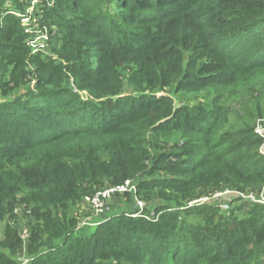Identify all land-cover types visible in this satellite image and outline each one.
Wrapping results in <instances>:
<instances>
[{
	"label": "trees",
	"instance_id": "obj_1",
	"mask_svg": "<svg viewBox=\"0 0 264 264\" xmlns=\"http://www.w3.org/2000/svg\"><path fill=\"white\" fill-rule=\"evenodd\" d=\"M38 2L0 0V264H264V203L187 205L264 194V0ZM127 182L153 210L77 230Z\"/></svg>",
	"mask_w": 264,
	"mask_h": 264
},
{
	"label": "rangeland",
	"instance_id": "obj_2",
	"mask_svg": "<svg viewBox=\"0 0 264 264\" xmlns=\"http://www.w3.org/2000/svg\"><path fill=\"white\" fill-rule=\"evenodd\" d=\"M38 1L40 0H30L31 8L28 9L29 14L34 15L35 10L33 9L34 7H36V5H38L39 3ZM29 19L30 18L25 17V20H24L25 23H28ZM33 49H36L35 51L39 50L45 55L51 54L50 49H49L48 34L45 30L44 32H42L41 30H38L37 35L33 40ZM51 55L55 56L53 54ZM175 97L177 98V101L179 103L196 104L199 101L204 100L205 93L204 92L200 94L188 93V95L181 93L179 95H175ZM231 101H235L236 105H239V104L245 105L246 103V99H244L240 93H237L236 96H234L231 99ZM263 121H264V118H263ZM175 139L176 138H173V141ZM256 193L257 192H255V194ZM127 194H129V196H127ZM131 196H134V192L130 193L127 191V193H124L122 195L121 194L119 195V193H115L114 195H112L108 199V202L105 203L107 206H106L104 215H97L98 214L97 209H96L97 204L93 200L82 202L78 206H72V209H71L72 212H74L79 217V226L77 230L84 229L85 232L88 233L92 231L94 227L97 226L104 217L110 216L115 213L124 212V211L129 212L132 209H134L136 211H133V210L132 211L136 214V212H139V210L137 209V204H138V202H136L137 198L134 196L135 198L134 200H132ZM156 202L157 201H152V200L145 201V205L143 202L144 208L148 207L149 210H153L154 204ZM221 203L223 205H225L224 203H227L229 207L225 209V207L223 208L220 206ZM256 203H259V202H255V204ZM203 204L217 206L219 209L223 211H228V210H231L233 205H236V204H242L246 209H248L249 205L253 204V201L247 197H241L239 193H235V194L228 193V194L216 196L214 197V200L205 202ZM203 204H199V205H203ZM20 217L21 218L24 217L23 214H20ZM23 219L24 218H22V220ZM2 225L3 223L0 221V238L2 236Z\"/></svg>",
	"mask_w": 264,
	"mask_h": 264
},
{
	"label": "built area",
	"instance_id": "obj_3",
	"mask_svg": "<svg viewBox=\"0 0 264 264\" xmlns=\"http://www.w3.org/2000/svg\"><path fill=\"white\" fill-rule=\"evenodd\" d=\"M263 118L262 119H259L257 125H256V128H255V132L262 138V144L259 148V152L262 156H264V123H263ZM136 183L134 182H127L126 184H122V185H118V186H110V187H106L105 189H102L100 191H97L93 196H91L90 198H88L87 201H90V200H93L96 204H97V212L98 214L97 215H104L105 213V209H106V204L108 202V199L114 195L115 193H119V194H124V193H127L130 192V193H133L136 194ZM228 193H239L241 195V197H247L249 199H251L253 201V203L255 202H259L261 204L264 203V194L263 192L262 193H256L254 191H249L247 193H242L240 191H237V190H230V189H226L225 191H217V192H214L211 196H204V197H200V198H197V199H193L191 201H189L187 203L188 206H195V205H199V204H203L205 202H208V201H211V200H214V197L216 196H219V195H223V194H228ZM136 202H138L137 204V209L139 210V212H136L132 214V216H138L140 215L144 210V205H145V201L143 199H141L140 197H136ZM143 202H144V205H143ZM222 204V203H221ZM221 207H225L228 208L229 205H227V203H224L225 205H221ZM151 216L152 217H157L155 212L153 211L151 213ZM78 228V227H77ZM28 230L27 229H24L21 233V236L23 238H26L28 236ZM30 260V258H27L24 260L23 264H27L28 261Z\"/></svg>",
	"mask_w": 264,
	"mask_h": 264
}]
</instances>
